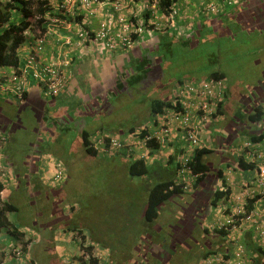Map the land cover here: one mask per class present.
Masks as SVG:
<instances>
[{
  "label": "trees",
  "instance_id": "16d2710c",
  "mask_svg": "<svg viewBox=\"0 0 264 264\" xmlns=\"http://www.w3.org/2000/svg\"><path fill=\"white\" fill-rule=\"evenodd\" d=\"M48 1L38 0L34 2V5L32 0H0V65L6 68L10 66L18 68L21 61L19 50L26 51L28 47H31L32 42L24 35V30L30 25L34 35L39 36L47 31L49 16L58 17L59 20L67 22L82 23L83 16L80 15V9L74 11L72 16L64 15L56 11V6L48 4ZM142 1L126 0L124 14L130 13L127 14L129 21L138 27L139 19L135 16V11L128 8L134 9L136 4L143 5L141 19L146 28L151 29L153 37L150 47L145 46L144 43H138L132 52L134 59L131 58L129 68L135 71V84L140 83L138 91L141 94L136 104L138 101L140 104L146 102L147 116L143 117L136 110L135 116L131 114L133 110L131 101L128 100L129 103H127L126 92L122 85L124 81L125 87L127 86L126 77L129 76L130 71L126 68L121 79L120 73L118 74L119 83L114 82L108 91L100 92L92 89L86 100L79 101L80 110L91 118L87 120L89 127L86 123V127L82 124L79 125V130H76L71 121L72 117L67 119L68 123H64L63 126L66 130H62L66 137L68 133L67 143L61 142L62 149L54 147L55 144L52 145L50 138L53 136L48 135L50 132L45 127L38 125L40 120L34 123L30 136L34 137L38 144L24 162H27L28 178L17 179L16 184L13 187L9 186L4 193L1 192L4 186L0 182V264H11L12 261L20 263V260L15 257L16 251H21L18 257L22 259L23 264H35L32 255L27 261L25 259L28 258L24 257L25 254L26 256L28 253L32 254L34 240L32 238L25 240V230L20 229L10 217L13 212L18 211V205L12 196L15 192L22 197V191L26 194L27 202L33 206L36 205L38 216L48 215L51 218L53 221L51 229L55 233L63 231L62 229L72 231L80 248L77 255H72V259L77 257L80 264H102L103 262L105 264L107 261L109 264H202V260L210 258L233 259L235 245L228 230L222 227L214 228L213 224L219 222L214 218L210 221L209 212L213 206L218 207L221 200L227 202L229 197V187L223 185L224 188L220 189L214 184L216 180L217 182L219 179L222 180L224 169L219 167L220 161H225L227 166L235 170L255 169L256 174L259 175V169L255 168L254 161L247 155L246 150L250 148L249 146L252 148L257 146V143L264 139V72L258 77L259 64H264V0H229L231 3L226 8L223 0H215V2L204 0L207 5L216 4L218 12L207 11L202 14V11H198L201 16L193 20L192 25L188 26L184 23L177 26L180 28L179 33L176 32V25L170 24L178 18L177 15L180 12L176 4L178 0ZM15 11H20L21 16L13 20L12 13ZM35 14L38 18L30 20L29 16ZM154 17L168 20V25L164 29L152 31L155 29ZM235 20L238 23L234 25ZM33 25H35L34 28ZM173 28L175 29L172 30ZM243 32H246L247 36H244ZM135 35V32L132 33V37ZM221 38H223V46ZM221 47L235 53L231 59H228L235 60V63H231L235 64L234 66L221 63L220 52L217 55V50H221ZM252 49L251 58L246 59L245 56ZM132 65L133 68H131ZM191 70H196L198 74L194 76L190 73ZM232 73L235 74L229 75ZM200 75L202 80L198 83L204 84L210 80L219 82L218 93L221 97L215 100L216 108L210 115L206 111H199L204 116L202 118L207 116L209 119L207 122L201 119L199 127L193 130L196 141L188 140L185 131L174 137H170L169 134L165 137L159 136L160 127L155 129L152 126L153 123L154 126H158L174 115H181L179 99L172 90L180 83L200 78ZM128 83L130 84L129 81ZM145 84L150 85L152 90L149 96H145L146 101H141L143 92L148 91ZM67 90L69 89H62L57 94L51 95L52 99L62 92L69 93ZM154 90L157 93L154 94ZM26 92L27 90L22 94V100H20L22 102H16L11 97L13 102L22 104L26 98ZM3 95L7 96V94ZM3 95L0 96L2 100L6 99ZM80 110L75 109L73 117L78 112L81 113ZM94 112L109 115L113 121H116L114 118L126 115L121 119H123V126L127 128L116 129L117 134L114 135L123 139L132 136L129 141L131 143V140H134V142L120 147L119 149L123 148L119 152L120 156L103 159L100 151L93 147L94 139L92 140L91 136L98 130L91 125L92 117L98 118L93 115ZM126 112L128 115L124 114ZM159 114L164 120L156 118ZM218 118H221V124L213 123ZM134 120L135 124L131 123ZM5 122L1 116L0 134H4L5 140L0 147V172L5 170L8 163L14 164L13 159L16 157V150L13 148L14 138L18 134L23 135L17 129L22 120L8 127H5ZM149 127L155 130L150 131ZM220 130L225 131V134ZM203 131L209 133L208 140L201 138ZM47 135L49 138L45 137ZM147 136L149 138L145 139L144 145L135 143V138L143 141V138ZM158 137L161 140L163 138L164 142ZM241 138H246L251 145L243 147L238 155L234 154V150H227L234 146H231L232 143L236 144L234 146L236 150L241 145L237 143ZM43 139L45 143H42ZM163 144L165 147L162 148ZM169 148L171 152L167 155L164 151H159ZM43 154L55 160H53L56 162L54 173L59 167L61 168L63 175L61 179L54 180L52 177L48 181L38 177L39 172L43 171L40 167ZM163 156H166L165 159H162ZM185 158L187 160L184 163ZM109 164L117 168L120 165L125 173L123 174L128 175L131 181L137 179L140 184L147 183L145 187L149 188L142 212L140 211L139 214L140 224L145 231L142 232L141 237L135 239L137 240L135 249L130 252L129 260H108L106 257L102 261L93 252L95 249L93 238L87 237L81 224L74 222V214L63 212L55 205L59 202V198L56 197L63 192L69 180L71 181L73 177L88 176L92 179L95 167L109 166ZM52 194L55 196L54 209L49 210L47 201ZM260 198L263 202L264 192H257L246 197L243 206L245 214L253 211L256 200ZM180 201L182 203L190 201L194 209L187 203L185 212H175L170 218L165 217L164 209L168 212L173 211ZM220 207L223 206L220 205ZM222 210H225L223 212L225 215L229 214L227 208ZM233 217L237 219L242 215L235 214ZM262 221L264 225V218ZM41 222L39 224L46 228L44 220ZM236 224H240V221L237 220ZM25 227H28L30 231L29 226ZM30 232L36 235L35 231ZM239 237L246 247L245 254L243 253L244 256H242L243 260H248L251 264H264V245L257 238L255 227L248 226Z\"/></svg>",
  "mask_w": 264,
  "mask_h": 264
},
{
  "label": "crops",
  "instance_id": "0c3cea01",
  "mask_svg": "<svg viewBox=\"0 0 264 264\" xmlns=\"http://www.w3.org/2000/svg\"><path fill=\"white\" fill-rule=\"evenodd\" d=\"M176 4L180 8V12L177 15L178 18L175 19V21L171 22L170 24H175L176 26L179 27L186 22V24L190 26L192 25L193 20L195 21L196 19L200 18L201 13L198 12L200 11L198 10L199 7H193V5L190 4V2H186V1L184 2L182 0H178ZM99 7L100 8L97 9L95 15H92L90 17H86L82 15L83 21L82 23H79V24L85 25L87 27L91 26L95 28L98 26L99 21H101L104 18H110L111 13L113 12L112 11L113 8L110 5H105V3H103L102 5H99ZM128 10L135 11V8L133 9L132 7H129ZM153 21H155V26H154L155 31L164 29L168 25V20H164L162 18L154 17ZM66 27L61 26V25L57 28L56 27L52 28L49 25L47 26L48 28L47 31H49L50 33L48 34L47 32L48 35L45 41V49L43 51V57L45 59L44 62H48V59H50L51 61L61 62L64 68V72L66 74V83H65L63 90L69 89L67 90L69 91V93L63 94L62 92L58 94L56 98L52 99V97H48L44 95L41 92V88L37 86L36 83L30 82V84L27 86L26 98L24 102L20 104L21 106L18 105L19 103L15 104L13 102L10 94H8L7 96L3 95L6 97V99L2 100L0 98V112H1V116L4 115V117L2 118L6 121L5 127L11 126L14 122H16L14 120H23L25 116H26L25 119H28V121L30 122L34 120L36 123L40 120L41 123L39 121L38 125L39 126L41 125L40 127H45L46 130H49L50 133L48 135L53 136L50 138L52 140L51 142L52 145L55 144L54 147L56 148L59 147L60 149H62V145H63L61 142L62 141L66 142L67 137H68V133L66 137V135L63 134L64 132L62 131V130H66L64 129L63 126H64V123H68L67 119L72 117L71 121H73V124L76 130H79V125L83 124V126L86 127V123H87V126H88L87 120L91 119L90 117H87V114H84L80 110L78 106L79 101L86 100L85 98L89 97V92L92 89L94 91L106 92L108 91L109 87L111 88L114 82L119 83L118 74L120 73V79H121L122 75L125 73L124 72L125 69L127 68V70H129L131 66L130 64L131 58L134 59L133 57L134 55L132 54V52L135 49V47L138 45V43H144L145 46L150 47L151 43L153 42V37L151 35H148L149 38H146V40H139L138 38V41L135 42V39H134V43L132 47L130 48L119 49V50L110 51V52L100 51V50H96L93 46L81 47L79 45H76L75 43L65 44L64 38L66 36L71 35L70 30H72L71 28H66ZM238 30L240 31V29ZM243 34L244 36H247L246 32H243ZM240 46H241V42H240ZM252 51L253 49L251 50V52H249L245 56L246 59L251 58L250 56H251ZM219 52H220V49L217 50V55ZM134 64L135 62L133 63V65ZM133 65L131 68H133ZM259 65L260 66L258 69L259 70L258 77L261 76V74L264 72V64L260 63ZM213 68H215V65H213ZM129 71H130L129 76L126 77L127 86L125 87L126 83H124V81L122 84L126 92L127 103H129L128 100L131 101V105L133 109L131 110V114L133 113L134 115L135 110H136V112L141 113V115L145 117L147 116V113H148V107H147L146 102H143L139 105L136 104L138 108H135V71H132V70H129ZM190 73L194 74V76L198 74V72L196 73V70H191ZM200 78L196 80L191 79L189 81H192V83L197 84L200 80H202V76ZM128 81L130 82V84L128 83ZM131 85L132 87H130ZM171 88L172 86L168 90L170 91ZM141 101H146V98L144 97ZM30 109H35L34 111H35L36 118H32V115L29 111ZM75 109L80 110L82 114L78 112L73 117V113L75 112L74 111ZM124 114H127V112ZM93 115L98 116V118H95V116H93L92 117L93 122L91 123V125L93 126V128H98V130L96 134L91 136L92 140L95 139L97 136H102V137L113 136L114 134H117L115 132L116 129L127 128L126 126H123V119H121L122 117H125L126 115H123L122 117H119V118L117 117L118 119L114 118L116 119V121H113V119H111L109 115H105V114L100 115V114H96L95 112L93 113ZM131 123L135 124V120ZM213 123L221 124V118H218L217 120L213 121ZM220 132L221 133L223 132V134H225V131L220 130ZM41 134L43 137V132H41ZM48 135L45 137L49 138ZM201 136H202L201 137L202 139L208 140L209 133L203 131ZM244 140H246V138H244ZM127 141L130 143L129 139ZM42 143H45L44 139ZM237 143L241 144L242 138L240 142L238 141ZM232 145L235 146L236 144L232 143L231 146ZM234 146H232L230 149H227V150L235 151ZM122 150L123 148L121 149L118 148L114 150L111 154H106L103 152H99V153L103 159H108L111 157L116 158L120 156L119 152H121ZM170 152H171V148L167 149L166 155L169 154ZM253 152L256 154L262 155L264 157V139L261 142L257 143V146L255 147V149H253V151H252V148L249 150H246V153L249 154V157L252 158V161H254L253 164L255 165V168H256V166L258 165L255 162V160H253V157H254L252 156ZM165 157L166 156H163L162 159H165ZM41 158L42 159L40 162L41 163L40 167L43 171L39 172L38 177L49 181L53 177L56 162H53L54 159L52 158L51 159L49 158L47 160L48 157L44 154L42 155ZM15 159H17V157L13 159L14 163H15ZM224 162L225 161H220V164H219V167L221 166L224 169L222 180L219 179L218 182L217 180L216 181L212 180V181H215L214 182L215 186L220 189L224 188V186L229 187V197L227 198L228 201L225 203H222L224 200H221L220 205L222 206L224 205V206L220 208L232 209L233 207H235V205L238 202L240 204L241 201H244L246 197L248 196L250 197L257 192L258 193L264 192V183L263 184L259 183V178H256L255 176L256 174L255 169L251 171H241L239 169L235 170L232 167H229V165L227 166ZM27 168H28L27 162L24 163L23 165H15V164L9 165L8 163L4 168L5 170L3 172H0V182L4 186L1 192L2 193L7 192L8 187L9 186L13 187L16 184L17 179H21L22 177L28 178ZM157 177H159V175H157ZM148 189H149L148 187H145L144 201H145V196H146ZM262 200H263L262 198L256 200L255 204L260 205L264 208V204H263L264 201L262 202ZM216 206H213L212 208H210L209 216L210 218L212 217L210 221H213V218L216 219V221H219L221 217L223 216L222 213L225 212V210H222L219 208V206L218 207ZM247 224H249V222ZM25 228H23V230H25L26 232L25 237H24L25 240L32 238L34 242L40 241V238L38 237V235L35 237L33 235V232H30L28 230V227H25ZM62 230L63 231L56 232L58 235H56V233L54 232L52 242H51L52 248L50 249L51 250L50 253L51 254L53 253L56 258H59L58 261L60 263L58 264H65V262H68L70 260L69 259L70 254L67 249L68 245H70V241H69V238L68 237L65 238L64 235L67 234L68 236L72 234V231H65L66 229H62ZM37 238L39 239V241L37 240ZM43 240L47 241V239L45 238H43ZM55 247H57V252H56V249L54 250ZM31 252L32 254L28 253L27 255L28 257L26 256V254L24 255L25 258H28L25 260L26 261L30 260L31 255L35 260H39V257H37L38 255L35 252L33 253V251ZM99 256H102V254L99 253ZM21 261L22 259H20V263L18 264H23V262ZM12 262L11 264H17L15 262L13 263ZM204 262H206V260H202V264H204ZM70 263L74 264V260L71 259L69 264ZM218 264H222V263H218Z\"/></svg>",
  "mask_w": 264,
  "mask_h": 264
},
{
  "label": "rangeland",
  "instance_id": "374dc122",
  "mask_svg": "<svg viewBox=\"0 0 264 264\" xmlns=\"http://www.w3.org/2000/svg\"><path fill=\"white\" fill-rule=\"evenodd\" d=\"M7 1V0H3ZM38 0H32V2H36ZM186 2H190V4L193 5V7H199L198 10L207 11L206 6L207 4L204 2V0H182ZM220 1V0H219ZM224 1V0H223ZM141 2H143L141 0ZM215 2V0H214ZM35 5V3H34ZM33 5V6H34ZM195 5V6H194ZM135 16L139 19L138 23V31L136 28H134L133 33L135 32V38L133 36V39H135V42L139 40H146V38H149L148 35H151V29L146 28V25L143 24V21L141 19V13L143 5H135ZM134 13V12H133ZM13 14V20L19 18V12L15 11ZM130 14V13H127ZM116 15L114 12L111 13L110 17H115ZM234 25L238 23L237 20L233 21ZM186 24V22H185ZM148 26V25H147ZM93 28V27H91ZM176 32H180V28L177 26ZM173 28L172 30H174ZM72 29V28H71ZM74 29V28H73ZM149 29V30H148ZM171 29V27H170ZM136 30V31H135ZM152 31H155L153 29ZM152 36V35H151ZM222 37V36H221ZM221 44L223 46V38L220 39ZM232 55H235L234 52L229 51L226 48H222L220 50L219 56L221 58V63H224L226 65L227 63H235V60H228L232 58ZM223 65V68H224ZM234 66L235 64H231ZM154 67H156V63H154ZM235 73L229 74L233 75ZM149 77V76H148ZM177 77L179 75L177 74ZM147 79V78H146ZM187 80V79H186ZM192 82V81H191ZM139 84H135V105L136 101L140 98L141 92L138 91ZM148 91L143 92L142 99L145 96H149L150 90L152 88L150 85L145 84ZM174 90V89H173ZM172 90V93H173ZM218 91H216L217 93ZM153 93H157V91H153ZM209 95L212 96V90ZM218 97H221V94L218 95ZM211 98V97H210ZM210 98H208V101H210ZM207 99V97H206ZM199 100V99H198ZM200 99L199 101H201ZM140 104V101L137 102V105ZM136 105L135 108H138ZM35 109H30V113L32 115V118H36L35 115ZM1 117V112H0ZM4 117V115H2ZM26 117V116H25ZM23 118L20 127H17L18 130H20V134L23 135H16L14 138L13 148L16 150V157L17 160H15V165H21L23 164L31 153H33L35 150V146L38 144L36 139L32 136H30L33 131L34 123L35 121L32 120L31 122L28 121V119ZM209 118V117H208ZM207 118V119H208ZM205 119V122H207ZM18 121V120H14ZM34 121V122H33ZM36 124V123H35ZM127 144H131L128 141L125 140V142H122V147L127 146ZM247 146L245 144L244 138L242 139L241 145L234 151L235 155H238L240 150L243 149V147ZM165 147V145H162V148ZM248 147V146H247ZM250 148H247L248 150L252 148V146H249ZM256 147V146H255ZM255 147L252 148L255 149ZM170 149V148H169ZM160 152L164 151L166 153L167 149L165 150H159ZM237 152V153H236ZM249 155V154H247ZM253 160L257 163L259 166H264V157L262 155L252 153ZM49 158H47L48 160ZM95 167V166H94ZM55 169V168H54ZM124 171L121 169V166L119 165L118 168L116 166H97L95 167V173L92 175V179L88 175V177H73L72 180L65 185V189L62 193L58 194L56 198H59V202H57L55 205L63 212H69L70 214H74V222L78 225L81 224L82 230L84 231V234L88 237H92L94 241L95 249L93 250L94 253L97 254L98 257L102 261L104 259L108 260H129L130 258V252L135 249V240L136 238L141 237L142 232H144V228L140 224L139 214L142 212V208L144 206V190L145 185L147 183H141L137 179H129L128 175L123 174ZM257 178L259 176L257 175ZM90 179V180H89ZM89 182L87 183V181ZM142 185V186H141ZM12 198L14 199V202L18 205V211L13 212L10 217L14 220L13 222L20 228L23 229L25 226L30 227V231H35L36 235L40 238L39 242H33L32 245V251L35 252L39 257V260H35V264H58L60 263L58 260L59 258H56L55 255L50 253V249L52 248V243L50 242L54 230L51 229L53 221L48 215L45 216H38L36 213V205L33 206L31 203L27 202V197L25 192L22 191V197L18 195V193L13 194ZM22 199V200H21ZM55 196L54 194L50 195L47 201V206L49 207V210L54 209V201ZM187 203H190V201H186L185 203L179 202V205L173 208V211L171 210L168 212V210L164 209L165 217H169L171 215H174L176 213H180V211L185 212L187 206ZM222 203H225L223 201ZM239 202L229 210V216L233 222H231L228 225L227 219L228 215H225L222 213L221 219L218 221L219 223H216L214 228H225L226 230H229L231 225L236 226V231L240 232L244 229H246L248 226L252 225L254 222L253 220H245L242 219L243 217L235 219L232 214H235L237 210H240L243 208L245 204V200ZM264 204V202H263ZM51 205V206H50ZM224 206V205H223ZM198 205L196 206V208ZM244 209V208H243ZM257 209V210H256ZM141 211V212H140ZM253 211H255V218H264V208L260 205L254 206ZM163 213V214H164ZM220 213V212H219ZM241 214V213H239ZM245 217V216H244ZM212 219V217L210 218ZM44 220V225L46 228L42 226L41 221ZM240 221V224H236V221ZM252 221V222H250ZM139 222V223H138ZM249 222V224H247ZM26 229V228H25ZM230 233V232H229ZM56 235H58L56 233ZM232 236V235H231ZM65 238H69L70 245H68L67 249L69 251V261L65 262L69 264V262L72 259V254L77 255L79 248V243L75 240L73 234H70L67 236V234L64 235ZM43 238L47 239V241L43 240ZM59 243V242H58ZM57 252V247L54 248ZM99 253L102 254V256H99ZM111 255V256H110ZM110 256V257H108ZM67 260V259H66ZM74 260V264H80L79 259L76 257ZM211 260V259H208ZM213 260H219V259H213ZM105 264H109V262H105Z\"/></svg>",
  "mask_w": 264,
  "mask_h": 264
},
{
  "label": "built area",
  "instance_id": "2783aa9c",
  "mask_svg": "<svg viewBox=\"0 0 264 264\" xmlns=\"http://www.w3.org/2000/svg\"><path fill=\"white\" fill-rule=\"evenodd\" d=\"M126 0H49L48 4L55 5L56 11L60 13L73 15L74 11L80 9L81 12L84 11V16L90 17L96 14L97 9H99V5L105 3V5H110L113 8V12L116 15L114 18H104L98 22V26L95 28H90L85 25H80L78 22H67L64 20H59L58 17L49 16L48 23L52 28H57L60 25L66 28H72L71 35L66 36L64 38L65 44L75 43L81 47L85 46H93L96 50L100 51H116L119 49H125L132 47L134 43V39L132 37V33L135 26L133 23L129 21V17L127 14H124L126 7ZM78 5V6H76ZM211 9H215L214 5H211ZM19 17L21 16L20 11ZM75 15V14H74ZM38 15L29 16L30 20H36ZM117 25V27H116ZM32 25H30L26 30H24V35L28 37V39L32 42L31 47L24 51L19 50L18 54L21 57L20 65L17 69L10 66L6 68L0 65V95L3 94H12L11 97L14 98V101L18 102L22 100V94L27 90V86L32 83H36L37 86L41 88V92L51 97L53 94H57L60 90H62L66 83V74L64 72V68L61 62L51 61L48 59V62H44L45 59L43 57V51L45 49V41L47 35L50 33L49 31H45L43 34L36 36L34 32L30 29ZM35 25H33V28ZM74 28V29H73ZM48 29V28H47ZM52 31V30H51ZM136 31V30H135ZM48 32V34H47ZM219 82L217 81H208L197 84H184L178 86L175 89V94L179 96H186L188 98L197 99L189 105L190 108H193L195 111H206L208 115H210L216 108V101L220 97H218ZM212 90V96L209 95ZM207 97V99H206ZM211 97V98H210ZM210 98V101H208ZM202 99L201 101H199ZM22 102V101H20ZM191 110V109H189ZM181 115H174L173 118L178 122V130L182 129L185 131V136L188 140L192 142L196 141V136L193 130H196V126L193 124L192 113L190 111H181L179 112ZM203 115H201V119H207ZM163 118V116H162ZM164 120V119H163ZM168 121H163L157 127L160 129L159 136L165 137L166 134H169L171 128L168 126ZM166 126V127H165ZM156 133V132H154ZM157 135V134H156ZM158 136V135H157ZM130 136L129 138H131ZM128 138V139H129ZM149 136L144 137L143 141L139 138H135V143L138 145H144L145 139H148ZM159 138V137H158ZM108 139V140H106ZM128 139L120 138L118 135L102 137L97 136L94 139L93 147L100 152L111 154L114 150L122 147V142ZM160 139V138H159ZM4 134H0V147L4 141ZM161 140V139H160ZM163 142L164 139L162 138ZM161 140V141H162ZM134 142V140H131ZM246 145L249 146L250 143L246 142ZM187 158L184 159V163ZM60 166V165H58ZM259 183H264V166H259ZM63 177L61 168L53 174L54 180H59ZM243 213V210H237L235 214ZM255 211L250 212L245 215L242 219L245 220H253L252 226L255 227L256 236L260 239V242L264 245V225L261 218H255ZM230 216L226 220L230 223ZM234 220L231 219V222ZM252 222V221H250ZM233 228H229L228 232L231 240L234 242V256L231 260H213L216 258H210L211 260H206L204 264H251L248 260H243L242 256H244V244L240 240V232L236 231V226L231 225ZM232 235V236H231ZM21 251L15 252V257L17 260L21 258L18 257V254ZM244 253V254H243ZM21 257V256H20ZM12 258V256H11Z\"/></svg>",
  "mask_w": 264,
  "mask_h": 264
},
{
  "label": "clouds",
  "instance_id": "9594fccd",
  "mask_svg": "<svg viewBox=\"0 0 264 264\" xmlns=\"http://www.w3.org/2000/svg\"><path fill=\"white\" fill-rule=\"evenodd\" d=\"M231 3V1H229V0H224V6H225V8H226V6L227 5H229ZM211 5H214L215 6V9H211ZM204 7V6H203ZM207 11H210V12H215L216 13V11H217V9H216V4H213V3H209L208 5H207ZM207 11H204V13L205 12H207ZM202 13V12H201ZM203 14V13H202ZM80 15H84V11H82L81 13H80ZM70 16H72V15H70ZM184 84H195V83H192L191 81H186V82H183V83H180V84H178L175 88H174V90H173V94H175V89L178 87V86H181V85H184ZM175 96H177V98L179 99V104L181 105V109H182V111H187V108H189V109H191V110H189L191 113H192V115H193V117H192V120H193V124L196 126V128H198L199 127V125H200V121H201V118H199V117H201V114L199 113V111H195L193 108H190L189 107V105L190 104H192V102L193 101H195L197 98L196 97H194V98H188V97H186V96H179V95H176L175 94ZM156 118L157 119H160L161 121L163 120V118H162V115L160 114V115H157L156 116ZM209 119V118H208ZM207 119V120H208ZM206 120V121H207ZM168 126L171 128V131L169 132V136L170 137H174V136H178V135H180L182 132H183V130L182 129H179L178 130V122H176V120L173 118V117H171V118H168ZM204 125H205V123H203ZM152 126L156 129V128H158L157 126H154V123L152 124ZM155 129H152L151 127H149V130L150 131H154ZM247 140V139H246ZM245 140V144H246V142H249L248 140L246 141ZM250 143V142H249ZM250 145H251V143H250ZM257 167V169H258V166H256ZM244 208V207H243ZM242 208V210H243V213H241V215H242V217H244L246 214H245V210ZM251 212H253V211H251ZM232 215H235V214H232ZM228 216H229V214H228ZM216 224V223H215ZM215 224H213V226H215ZM250 226H252V225H250ZM243 231V230H242ZM242 231H240V233L242 232ZM246 248V247H245Z\"/></svg>",
  "mask_w": 264,
  "mask_h": 264
}]
</instances>
